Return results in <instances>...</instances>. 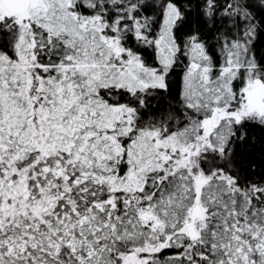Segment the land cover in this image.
I'll use <instances>...</instances> for the list:
<instances>
[{"label":"snow or ice","instance_id":"1","mask_svg":"<svg viewBox=\"0 0 264 264\" xmlns=\"http://www.w3.org/2000/svg\"><path fill=\"white\" fill-rule=\"evenodd\" d=\"M0 264H264V0H0Z\"/></svg>","mask_w":264,"mask_h":264}]
</instances>
